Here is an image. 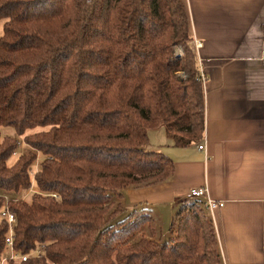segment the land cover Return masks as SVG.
<instances>
[{
    "label": "trees",
    "instance_id": "trees-1",
    "mask_svg": "<svg viewBox=\"0 0 264 264\" xmlns=\"http://www.w3.org/2000/svg\"><path fill=\"white\" fill-rule=\"evenodd\" d=\"M1 23L0 211L15 251L39 250L7 264H222L201 202L179 207L162 243L149 210L116 221L124 189L175 173L148 132L203 140L182 0H0ZM7 235L0 215V260Z\"/></svg>",
    "mask_w": 264,
    "mask_h": 264
},
{
    "label": "crops",
    "instance_id": "crops-1",
    "mask_svg": "<svg viewBox=\"0 0 264 264\" xmlns=\"http://www.w3.org/2000/svg\"><path fill=\"white\" fill-rule=\"evenodd\" d=\"M182 2L190 48L202 44L194 53L205 77L203 140L177 148L163 129L148 132L149 150L168 157L175 173L158 185L128 187L116 202L127 213L149 210L158 228L153 240L162 243L188 193L206 187L224 203L205 211L222 264H264V0Z\"/></svg>",
    "mask_w": 264,
    "mask_h": 264
},
{
    "label": "built area",
    "instance_id": "built-area-1",
    "mask_svg": "<svg viewBox=\"0 0 264 264\" xmlns=\"http://www.w3.org/2000/svg\"><path fill=\"white\" fill-rule=\"evenodd\" d=\"M193 53L197 52L198 49H200L202 47L201 42L194 40L193 41ZM194 53V54H195ZM199 73V81L204 84L205 82V77L202 73V71H198ZM204 146L199 145L198 146V150H203ZM26 195L30 194V193H37V190L35 188H32L28 191L25 192ZM188 201L189 202H201L205 211L209 212V213H213L216 209H220L223 208L224 203L222 202H217V201H213L209 198L208 195V190L206 187H201V188H195L192 189L188 195H187ZM23 199V198H22ZM0 215L2 218H4L7 222L8 225V235L5 239V251L4 253L7 251L9 254L7 257L3 256L0 260V264H7V262H25L27 260L28 257H30V255H36L39 253V250H36L34 252H32L29 255H21L18 252H16L13 248V228L15 226L16 223V219L14 217L13 214L6 212V211H0Z\"/></svg>",
    "mask_w": 264,
    "mask_h": 264
},
{
    "label": "rangeland",
    "instance_id": "rangeland-1",
    "mask_svg": "<svg viewBox=\"0 0 264 264\" xmlns=\"http://www.w3.org/2000/svg\"><path fill=\"white\" fill-rule=\"evenodd\" d=\"M1 26H2V23L0 24V34H1ZM192 44H193V42H192ZM191 50H192V52H193V47L191 46ZM175 53H176V55H179L180 53H181V49H179V48H176L175 49ZM182 77H183V75H181ZM203 85V84H202ZM1 133H2V135H9V136H14V137H16V134H15V132L13 131V130H11V129H3V130H1ZM158 132H154V133H150L149 134V137H150V140H151V142L152 143H154L155 145L156 144H158L159 142H160V138H159V134H157ZM20 144H22V142L20 141ZM22 147L20 148V152H23L24 150H25V148H24V146H23V144L21 145ZM147 150H149V148H147ZM19 154V153H18ZM18 154L16 155V156H14L12 159H10V161H9V163H14V159H16L17 158V156H18ZM40 160H41V158H39L38 159V161L35 163V166H34V169H33V171L35 172V171H37L38 170V162H40ZM31 194V193H30ZM30 194H28V195H26V193L24 192V193H22V194H20L19 196H20V198H23V199H28L29 198V195ZM119 202V201H118ZM187 203H189V202H187ZM187 203H184V204H187ZM183 204V205H184ZM140 210H142V209H140ZM132 212V211H131ZM130 212V213H131ZM130 213H127V211L124 209V211H122L119 215H118V218L116 219V221H119V220H122V219H124V218H126ZM163 230H167V225H165V227H164V229ZM8 252L6 251L5 253H4V256L5 257H7L8 256Z\"/></svg>",
    "mask_w": 264,
    "mask_h": 264
}]
</instances>
